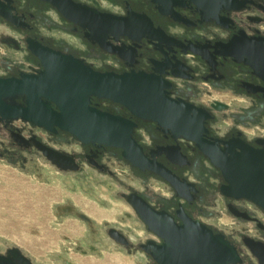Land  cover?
<instances>
[{"label":"flooded vegetation","instance_id":"flooded-vegetation-1","mask_svg":"<svg viewBox=\"0 0 264 264\" xmlns=\"http://www.w3.org/2000/svg\"><path fill=\"white\" fill-rule=\"evenodd\" d=\"M43 73L60 75L65 112L83 111L87 102L92 110L133 123V138L145 158L183 182L184 197H179L162 175L133 166L122 148L85 143L59 128L0 120L1 159L23 172L35 173L41 161L60 176L73 174L82 183L105 184L113 191L117 187L114 197L128 208L126 216L136 228L117 220L99 222L95 215L115 217L114 204L102 200L101 209L90 206L89 211L83 203L65 201L55 207L59 221L73 216L87 226L95 245L124 252L137 264H155L150 247L163 239L133 207L145 203L179 226L182 214L222 234L236 247L238 264H259L246 242L264 243V210L222 193L231 172L226 176L210 155L229 168L264 153V0H0V78ZM95 74L139 75L147 101L155 102L159 94L162 103L193 106L207 117L185 116L183 124L164 115L158 121L140 118L90 93ZM15 102L24 105L25 96ZM49 105L60 111L56 103ZM192 127L207 154L183 135ZM41 146L57 153L60 166ZM225 217L253 230L228 227ZM95 245L88 250L98 252ZM14 247L0 255L7 257Z\"/></svg>","mask_w":264,"mask_h":264},{"label":"water","instance_id":"water-1","mask_svg":"<svg viewBox=\"0 0 264 264\" xmlns=\"http://www.w3.org/2000/svg\"><path fill=\"white\" fill-rule=\"evenodd\" d=\"M59 77V74L43 73L38 78L32 76H24L20 80L0 78V120L8 122L22 120L48 131H56L59 128L85 143L95 142L122 148L123 156L133 166L149 169L162 175L173 185L177 195L184 197L181 191L183 182L145 158L142 149L133 138V123L112 114L92 110L88 108L87 102L83 105V111L65 112L60 97ZM142 79L144 78H140L139 75L137 78L129 79L127 76L95 74L94 84L96 85L90 93L120 103L140 118L154 121H158L162 115L167 118L168 116L178 118L182 124L185 122L184 117L192 114L207 117L206 114L203 115L202 110L193 106L168 101L162 103L159 94L154 98L155 102L147 101L148 98L142 95L144 90ZM21 95H24L26 99L24 105H18L15 102V99ZM42 97H45L47 102H43ZM50 102L56 103L60 111L51 109ZM192 131L193 127L188 128L183 135L198 141L202 151L207 154L199 137L195 138ZM41 149L52 163L60 166L56 152L43 146ZM210 156L213 163L226 176L231 172L228 179L229 185L221 188L222 193L229 197L251 200L264 210V153L255 152L249 162L242 163L237 160L229 165V168L214 156ZM133 207L149 229L163 239L161 245L150 247L155 264H238L241 262L236 247L225 236L215 234L200 222L192 221L181 214L184 223L179 226L165 212L156 213L145 203H142L140 208ZM246 243L259 264H264V243L250 239ZM0 264L33 263L19 247H14L7 257L0 255Z\"/></svg>","mask_w":264,"mask_h":264},{"label":"rangeland","instance_id":"rangeland-1","mask_svg":"<svg viewBox=\"0 0 264 264\" xmlns=\"http://www.w3.org/2000/svg\"><path fill=\"white\" fill-rule=\"evenodd\" d=\"M36 168L42 179L36 172H23L0 158L1 251L7 246L19 247L34 264H68L66 260L74 264H137L124 252L95 245L90 239L89 229L80 220L66 216L59 221L55 213V207L65 201L83 203L87 211L90 206L98 207L99 200L111 201L115 217L108 213L100 215V218L95 215L99 222L103 218L117 220L136 228L133 221H128V208L114 197L117 187L113 191L105 184L94 186L82 183L73 174L60 176L41 161ZM217 204V209H221L223 203L218 201ZM120 217L127 221L119 220ZM261 217L264 220V216ZM224 221L228 227L253 230L251 224L236 223L230 217H225ZM89 244L97 246L98 252L88 250ZM79 246L88 252L78 251L76 248Z\"/></svg>","mask_w":264,"mask_h":264}]
</instances>
